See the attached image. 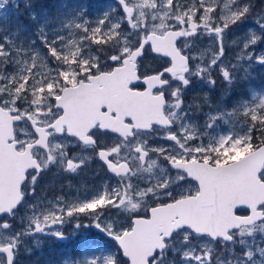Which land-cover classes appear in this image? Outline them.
Masks as SVG:
<instances>
[{
    "label": "snow or ice",
    "instance_id": "obj_1",
    "mask_svg": "<svg viewBox=\"0 0 264 264\" xmlns=\"http://www.w3.org/2000/svg\"><path fill=\"white\" fill-rule=\"evenodd\" d=\"M9 2L0 0V10ZM11 2L18 7L17 0ZM117 4L121 15L105 12L90 28L82 9L53 18L24 0L27 23L18 16L0 28L9 33L0 37V264H20L21 250L30 251L26 239L37 246L42 238L67 240L63 226L69 223L74 232L94 227L116 243L114 250L93 249L85 239V255L64 264H264V90H252L231 111L210 106L203 124L194 121L183 100L194 79L215 85L213 68L233 85L241 73L251 74L254 63L264 65V53L251 51L264 43V35L255 32L246 34L235 64L222 60L225 31L244 23L253 5ZM255 23L264 34V13L256 14ZM32 27L46 47L44 55L36 41L10 38ZM73 28L82 33L78 40L61 35V30L71 35ZM201 36L211 38L216 51L193 65L206 55L191 54ZM146 46L168 58L167 66L142 72ZM237 117L244 121L239 132L222 129L238 124ZM257 130L259 143H253ZM153 136L172 144L152 147ZM73 146L80 151H70ZM93 159L116 178L114 185L105 182L73 198L37 194L38 178L51 168L79 174ZM182 183L189 187L177 191ZM241 209L247 214H238ZM112 210L145 215L124 227Z\"/></svg>",
    "mask_w": 264,
    "mask_h": 264
},
{
    "label": "rangeland",
    "instance_id": "obj_2",
    "mask_svg": "<svg viewBox=\"0 0 264 264\" xmlns=\"http://www.w3.org/2000/svg\"><path fill=\"white\" fill-rule=\"evenodd\" d=\"M18 7L14 6L13 3L9 2V4L6 6L5 9L0 10V28H7L10 25H13V22L16 21L17 17L19 16V19L21 23L26 24L27 23V15L28 12L24 7V0H17ZM33 4L39 5L40 8L37 10H42L47 12L50 16L53 18L63 12H68L72 9L76 10H83L84 11V20H87L89 22L88 26L90 28H94L97 26V21L102 18L105 12H109L111 15L119 16L121 15V10L119 5L117 4V1L115 0H31ZM244 2H250L253 5V13L248 17V19L238 25L231 26L230 29L225 31L223 41H224V47H225V54L224 57H222V60L224 62V65H228L229 63L235 64L236 57L241 53L242 50V42L249 32H255L257 35H264L259 32V27L255 23L256 14L257 13H264V0H244ZM114 10V11H113ZM4 13H7L5 16ZM79 22V21H78ZM52 28L56 27V25H52ZM46 31H51V28L46 29ZM12 32L15 33V28H12ZM36 32V28L32 27L29 29H26L22 33L11 35L10 38L17 40V42H23L27 44L31 41H36L35 48L37 51L41 53V55H44L47 50L46 47L40 43L38 39V35H34L33 33ZM4 35H9V33H0V37ZM61 35H64L68 38V40L72 39H79V36L82 35V33L77 29H71V35H69L68 30H61ZM51 38V37H50ZM2 42V40H0ZM95 45H93V49H95ZM192 50H197L193 51ZM191 54L192 55H200L202 52L206 53V55L202 56V58H207L209 60L211 58V54L216 51V45L212 41L211 38H208L206 36H201L198 40L194 42V46L192 47ZM105 51L107 49L105 48ZM251 51L254 55H259L261 53H264V43L258 41L256 45L252 46ZM148 54V53H147ZM51 66V62H50ZM247 67V65H245ZM147 70V69H145ZM9 72L14 71L13 68L8 69ZM241 75V80H238L239 83H241L242 87L239 93H237V98L232 99L233 95V85H228L223 77L220 74L219 68H213L211 70V79H214L216 82H218L219 85H223L222 90L223 93L219 96L217 101H210L209 98H212L211 92L213 91L217 93V90L214 86H210L209 90L202 89L203 87V81L200 79H194L192 85H190L188 88L184 90V96L186 93H188L194 84H200V87L202 91L199 92L203 96V98H207L204 103L194 102L189 103L190 106H196L195 111L200 114L204 110V116H206L207 113H209L210 109H204L205 104L207 106H211L212 108H215L217 105L222 106L223 109L231 111L233 107L236 106V102L240 100L241 98L248 99L250 97L251 91H261L264 90V65H260L259 63H254L251 67V74L247 77L243 76V73ZM225 94V95H224ZM183 96V97H184ZM228 99H230V103L228 102ZM189 105H185L184 107L187 111H190L193 113L192 109H188ZM194 114V113H193ZM195 115V114H194ZM193 119L198 124H203L204 120L203 118L199 116H193ZM234 120H239V123H229L227 126L222 125L223 130H227V128L235 127L236 131L241 130V125L244 123L242 119L239 117L234 118ZM261 136V132L259 130L253 132V143H259L258 137ZM149 143L152 147H168L172 144L171 141H166L162 138H158L157 136H153L150 138ZM153 158L155 156L153 155ZM161 164L162 166H166V162L163 161L161 158ZM45 174H42L41 178L45 177ZM133 183H138V179H133ZM44 181V180H43ZM52 182L51 181H45V190L42 192L41 196H45L47 198H53L55 196H64L66 198H73L77 195H79V191L76 188H73L74 190H63L60 192L55 187L51 188ZM141 187L145 185H141ZM189 187L187 184H181L180 188L177 189V191L186 189ZM23 214V210L21 211V215ZM111 216H113L116 221L123 225L125 227L126 221L127 224L131 220L132 215L127 214H118L116 210H113L110 213ZM87 223L88 221H84ZM69 226V229L66 231V226ZM19 226V225H18ZM64 231L68 235V239L65 241H62L64 243H76V246L78 248L77 253H70V254H64L61 258H59L58 264H64V261L67 259H70L71 257L75 256L77 259L80 258L81 255H85L81 251L82 249V241L87 239L89 242H91L93 249L101 248V249H109L114 250L115 244L112 242L110 238L107 240L102 237L101 234L98 233V231L94 227L81 229L79 232H74L73 230V224L69 223L63 226ZM48 239V238H47ZM51 239V238H50ZM43 241V238H42ZM52 241H56L53 239ZM32 239H26L25 240V246L30 249L29 252H24L23 249L21 250V254L19 255V261L25 264L24 258L21 257L22 254H27V257L25 259H28V255L32 254V249L29 247V244H31ZM40 245V244H39ZM38 245V246H39ZM37 246V245H36ZM97 255H99V252H96ZM51 257L47 256L46 264L50 263ZM37 263V262H36ZM28 264V263H27Z\"/></svg>",
    "mask_w": 264,
    "mask_h": 264
},
{
    "label": "flooded vegetation",
    "instance_id": "obj_3",
    "mask_svg": "<svg viewBox=\"0 0 264 264\" xmlns=\"http://www.w3.org/2000/svg\"><path fill=\"white\" fill-rule=\"evenodd\" d=\"M193 51L197 50H192ZM167 58H164L162 56H157L154 54L147 55L146 57L143 58V61L141 63V71L146 73V74H152L154 73L157 69L161 67V65L167 66L165 64V61ZM207 62V58H201V60L197 61H191V64H196V63H201V62ZM147 69V70H145ZM211 79V76H210ZM205 82H207V78L204 79ZM142 87V86H141ZM202 91L200 84H194L192 89L186 93V95L183 97L184 104L189 105V103H194V102H199V103H204V101L207 98H203L199 92ZM190 103V104H191ZM188 109H192L193 113L195 114L194 116H199L203 119H206V116H204V110L198 114L195 109L196 106H190ZM204 109H210L207 104H205ZM186 110V109H185ZM109 138H106V140ZM70 151L72 152H79L80 149L78 147L73 146ZM44 180V181H43ZM45 181H51V188L55 187L58 191L60 190H74L73 188H76L79 191V194L84 193V192H92L95 189H98L99 186L105 182H108L110 184H115L116 183V178L112 176L111 173L107 171L106 166L103 165L102 162H100L97 159H93L92 161L89 162L87 167H85L83 170L79 172V174H63V173H58L56 168H51L47 173L46 176L41 178H38V187H37V194L41 196L42 192L45 190V185H42L45 183ZM134 181V180H133ZM138 183H140L142 186L144 183L142 180H138ZM113 211V210H112ZM145 213L141 210L139 213H133V217L136 215H144ZM238 214H247V212L243 209L238 210ZM127 216V214L125 215ZM125 227H127V221L125 224Z\"/></svg>",
    "mask_w": 264,
    "mask_h": 264
},
{
    "label": "trees",
    "instance_id": "obj_4",
    "mask_svg": "<svg viewBox=\"0 0 264 264\" xmlns=\"http://www.w3.org/2000/svg\"><path fill=\"white\" fill-rule=\"evenodd\" d=\"M54 238H48L40 246L29 244V247L32 249V254H22L21 257L24 258L25 264H46L47 256L51 257V261L48 264H58L59 258L64 254L77 253L78 248L76 243L69 242L64 243L62 241H52ZM19 259V257H18ZM37 262V263H36ZM20 264H23L20 262Z\"/></svg>",
    "mask_w": 264,
    "mask_h": 264
},
{
    "label": "water",
    "instance_id": "obj_5",
    "mask_svg": "<svg viewBox=\"0 0 264 264\" xmlns=\"http://www.w3.org/2000/svg\"><path fill=\"white\" fill-rule=\"evenodd\" d=\"M156 54V53H155ZM159 55V54H158ZM135 218V217H134Z\"/></svg>",
    "mask_w": 264,
    "mask_h": 264
}]
</instances>
